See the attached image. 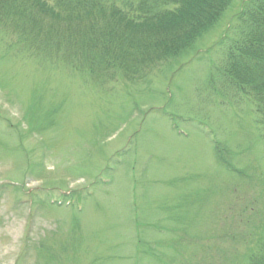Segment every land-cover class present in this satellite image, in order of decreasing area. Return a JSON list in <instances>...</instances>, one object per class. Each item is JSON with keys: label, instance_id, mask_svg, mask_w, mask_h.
I'll use <instances>...</instances> for the list:
<instances>
[{"label": "rangeland", "instance_id": "obj_1", "mask_svg": "<svg viewBox=\"0 0 264 264\" xmlns=\"http://www.w3.org/2000/svg\"><path fill=\"white\" fill-rule=\"evenodd\" d=\"M247 0L145 81L96 84L0 34V264H247L264 131L225 72Z\"/></svg>", "mask_w": 264, "mask_h": 264}, {"label": "trees", "instance_id": "obj_2", "mask_svg": "<svg viewBox=\"0 0 264 264\" xmlns=\"http://www.w3.org/2000/svg\"><path fill=\"white\" fill-rule=\"evenodd\" d=\"M232 0H0V34L28 58L63 62L93 83L145 81L211 29ZM225 72L264 131V0L228 27ZM8 33V32H7ZM247 264H264V240Z\"/></svg>", "mask_w": 264, "mask_h": 264}]
</instances>
